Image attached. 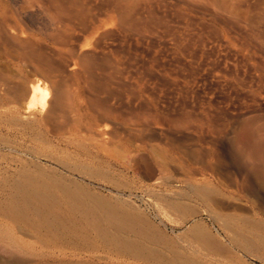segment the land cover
I'll return each mask as SVG.
<instances>
[{"label":"rangeland","instance_id":"374dc122","mask_svg":"<svg viewBox=\"0 0 264 264\" xmlns=\"http://www.w3.org/2000/svg\"><path fill=\"white\" fill-rule=\"evenodd\" d=\"M11 147L147 222L163 257L264 264V0H0V181ZM92 240L3 220L0 264H144Z\"/></svg>","mask_w":264,"mask_h":264},{"label":"bare ground","instance_id":"6f19581e","mask_svg":"<svg viewBox=\"0 0 264 264\" xmlns=\"http://www.w3.org/2000/svg\"><path fill=\"white\" fill-rule=\"evenodd\" d=\"M26 95L31 99L28 110L37 103L46 107L49 92L40 84L28 87ZM10 149L18 155L12 154L9 162L14 171L0 181V221L27 227L41 238L72 248L92 243L95 234L119 256L144 264H197L194 258L179 250L168 257L155 253L150 246L153 238L147 222H134L128 213L118 212L113 204L110 206L102 196L93 194L68 175L26 159L14 147ZM239 246L246 252L245 245ZM48 264L85 263L54 261Z\"/></svg>","mask_w":264,"mask_h":264}]
</instances>
